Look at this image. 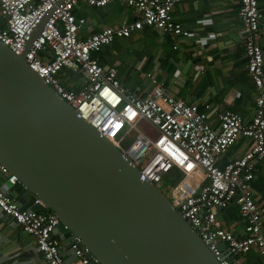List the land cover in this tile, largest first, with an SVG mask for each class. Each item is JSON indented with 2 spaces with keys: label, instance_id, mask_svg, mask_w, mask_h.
Masks as SVG:
<instances>
[{
  "label": "built area",
  "instance_id": "2783aa9c",
  "mask_svg": "<svg viewBox=\"0 0 264 264\" xmlns=\"http://www.w3.org/2000/svg\"><path fill=\"white\" fill-rule=\"evenodd\" d=\"M185 0H0V40L22 54L38 25L47 18L40 35L25 55L29 67L103 137L139 169L141 178L155 184L197 231L220 264H233L219 248L226 243L234 255L257 252L264 260V206L257 203L253 182L264 162V53L260 44L264 9L259 0H241L238 15L245 32L247 69L258 90L250 121L211 105L200 108L168 92L157 74L148 73L153 88L140 95L118 79V69L106 68L98 54L116 40L144 29H154L171 40L191 36V29L174 17ZM85 2L104 7L120 2L134 9L135 19L81 34L86 23L74 9ZM177 49V46H175ZM53 60V61H52ZM81 72L83 85L72 86L69 73ZM215 116V120H212ZM147 123L156 135L144 133ZM217 127H215L216 125ZM241 139L248 140L244 154L220 162ZM0 211L32 236L46 264H96L86 255L79 239L71 248L76 260L69 263L57 237L60 219L53 212L23 210L10 188L17 177L0 162ZM173 180L171 186L165 185ZM40 204V200L35 201ZM236 204L244 222L238 236L217 218L219 209Z\"/></svg>",
  "mask_w": 264,
  "mask_h": 264
},
{
  "label": "water",
  "instance_id": "95a60500",
  "mask_svg": "<svg viewBox=\"0 0 264 264\" xmlns=\"http://www.w3.org/2000/svg\"><path fill=\"white\" fill-rule=\"evenodd\" d=\"M46 21L22 54L0 40V162L17 177L21 208L53 212L63 244L79 239L96 264H220L180 209L29 67ZM219 248L240 264L226 243Z\"/></svg>",
  "mask_w": 264,
  "mask_h": 264
},
{
  "label": "crops",
  "instance_id": "0c3cea01",
  "mask_svg": "<svg viewBox=\"0 0 264 264\" xmlns=\"http://www.w3.org/2000/svg\"><path fill=\"white\" fill-rule=\"evenodd\" d=\"M240 6L241 0H185L175 7L174 17L191 29V36L171 40L175 52H169L168 36L146 28L130 38L116 40L111 46L104 47L98 58L106 68H117L118 79L123 85L140 95H146L152 90L153 86L147 77L152 72L164 82L172 95L200 108L209 104L217 110L237 112L246 121H250L255 113L258 90L247 69L245 32L238 15ZM259 7L264 9V0H259ZM74 12L77 17L86 20L81 29L83 36L105 27L131 22L136 16L134 9L120 2L104 7L80 2ZM260 32L264 53V27H261ZM120 52L129 54L128 63L123 59L126 55L122 54V59L118 58ZM133 52H141L137 60L133 59ZM129 70L130 73L127 72ZM141 72L145 75H141ZM211 119L215 120V116ZM248 143L246 139L239 140L224 156L220 165L242 156ZM0 182L5 185L6 176L2 175ZM253 188L257 203L264 206V162L256 174ZM10 192L21 205L24 203L12 192V187ZM217 218L236 235H244V222L236 204L219 211ZM57 237L62 242L64 258L73 263L76 260L74 250L63 244L59 229ZM0 264H46L35 239L1 211Z\"/></svg>",
  "mask_w": 264,
  "mask_h": 264
},
{
  "label": "rangeland",
  "instance_id": "374dc122",
  "mask_svg": "<svg viewBox=\"0 0 264 264\" xmlns=\"http://www.w3.org/2000/svg\"><path fill=\"white\" fill-rule=\"evenodd\" d=\"M107 53H110L111 54V52H107ZM126 55V57H123V55ZM140 54H141V52H133L132 53V57H133V59L134 60H137L139 57H140ZM112 55V54H111ZM118 56V58H121L122 59V57H123V59L125 60V62H127L128 63V61L130 60V57H129V54L128 53H126V52H120V54H118L117 55ZM116 56V57H117ZM132 59V58H131ZM127 72H129L130 73V70L129 71H127ZM139 73V72H138ZM142 74H144V72H141V75ZM133 75V74H132ZM145 75V74H144ZM66 80L68 81V82H70V84L72 85V86H75L76 84H77V81L75 80V79H73L71 76H67L66 77ZM77 86H78V84H77ZM139 128L144 132V133H147V134H149V135H156V132H155V130L153 129V127H151L149 124H147V123H140L139 124ZM173 184V180L172 179H169L166 183H165V185H167V186H171ZM170 192V189L169 190H167V191H165V195L166 196H168V193ZM220 219H222V220H224V218L223 217H220ZM239 255H242V254H239Z\"/></svg>",
  "mask_w": 264,
  "mask_h": 264
},
{
  "label": "trees",
  "instance_id": "16d2710c",
  "mask_svg": "<svg viewBox=\"0 0 264 264\" xmlns=\"http://www.w3.org/2000/svg\"><path fill=\"white\" fill-rule=\"evenodd\" d=\"M167 42L168 44H170L169 52H175L173 51L172 41L169 36ZM168 74L170 75L171 72L168 71ZM48 212L50 213L51 211ZM237 260L241 261V264H264V260L262 259V257L258 253H255L253 251L246 255H237Z\"/></svg>",
  "mask_w": 264,
  "mask_h": 264
}]
</instances>
